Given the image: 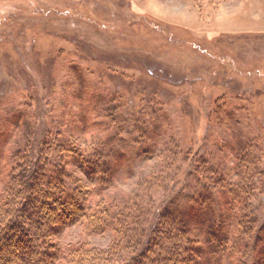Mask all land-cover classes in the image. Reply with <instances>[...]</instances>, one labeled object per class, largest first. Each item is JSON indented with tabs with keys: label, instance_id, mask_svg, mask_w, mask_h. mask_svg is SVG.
I'll return each instance as SVG.
<instances>
[{
	"label": "rangeland",
	"instance_id": "1",
	"mask_svg": "<svg viewBox=\"0 0 264 264\" xmlns=\"http://www.w3.org/2000/svg\"><path fill=\"white\" fill-rule=\"evenodd\" d=\"M47 138L50 149L67 140L63 149L98 150L114 165L93 198L120 212L123 230L76 224L60 239L98 264L134 259L154 213H175L172 200L204 159L230 167L247 157L263 181L264 0H0L1 196L6 151L41 150ZM64 161L66 184L89 182L76 156Z\"/></svg>",
	"mask_w": 264,
	"mask_h": 264
},
{
	"label": "trees",
	"instance_id": "2",
	"mask_svg": "<svg viewBox=\"0 0 264 264\" xmlns=\"http://www.w3.org/2000/svg\"><path fill=\"white\" fill-rule=\"evenodd\" d=\"M9 139L5 145L14 144ZM45 142L41 150L25 145L6 151L13 164L5 167L10 180L0 195V262L98 264L100 261L80 254V248L65 251L60 239L64 231L76 224L84 225L93 234L104 233L111 226L116 231L123 230L117 224L120 212L107 215L109 208H103L101 196L98 203L93 198L112 182L114 165L100 161L98 150H65L61 145H67V140L57 139L52 145L56 147L50 149L51 139ZM69 156L77 157L76 166L89 182L70 175L71 184L65 183L64 159ZM208 159H204L201 173L197 169L194 175L188 172L185 189L171 203L175 213L169 212V206L154 213L143 246L128 264L264 263V200L260 197L264 194V179L255 181L252 176L256 162L238 157L232 166L218 167L209 164ZM231 174L240 179L231 180ZM91 181H98L99 185L92 186ZM96 198L99 200V196ZM105 201L118 204L106 198ZM94 204L96 210L92 209ZM127 227L130 230L132 226ZM248 246L254 252L251 261L246 254Z\"/></svg>",
	"mask_w": 264,
	"mask_h": 264
}]
</instances>
